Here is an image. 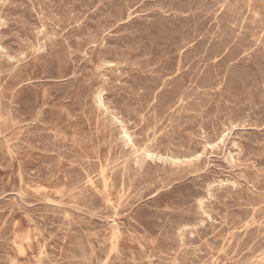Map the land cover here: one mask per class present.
Masks as SVG:
<instances>
[{
	"label": "rangeland",
	"instance_id": "1",
	"mask_svg": "<svg viewBox=\"0 0 264 264\" xmlns=\"http://www.w3.org/2000/svg\"><path fill=\"white\" fill-rule=\"evenodd\" d=\"M71 1H73V3H71ZM89 1L77 0L76 2V0H52L51 2V0H0V143L2 142L0 144V220H2L0 221V264H41V262L42 264H90V262L91 264H263L264 0ZM240 2L242 5H240ZM70 3L72 5H70ZM167 3L169 5H167ZM184 5L187 6L185 7ZM104 6H106V11L105 8H103ZM240 8L244 9L241 10ZM232 12L235 13L232 14ZM236 15L239 16L237 17ZM79 18H81V20ZM132 21L134 22L132 23ZM60 26L62 28H60ZM178 26L181 28H178ZM139 30L144 32H142V36L140 35L141 33ZM173 31L174 35H172ZM255 37L258 39L255 40ZM132 38L133 40H131ZM104 40H106V43ZM141 41L143 43H141ZM22 43L24 44L22 45ZM39 47L41 49H39ZM125 48H128V52ZM31 49H33V51H31ZM166 54L168 56H165ZM127 55L129 56L127 57ZM112 56H114V58H112ZM149 56L151 57L149 58ZM185 57L188 59L186 60ZM143 58L144 60H142ZM90 61L91 63H89ZM99 61L101 63H99ZM116 61L118 62L116 63ZM149 68L152 69L150 70ZM111 69L112 71H110ZM147 69L149 71H147ZM84 70L86 73H84ZM55 71L57 73H54ZM154 78L155 80H153ZM152 81L153 83H151ZM143 84L147 86L144 87ZM6 85L8 86L7 88ZM112 85L115 88L112 87ZM208 86L213 90L209 89ZM248 86L250 88L252 87V90H256L252 92ZM146 89L149 90L147 91ZM202 89L203 91H200ZM28 92L31 94H28ZM108 92H110V94ZM179 93L182 94L180 95ZM147 94L148 96H146ZM28 98L29 100H27ZM205 98L206 101H204ZM89 100L91 102H89ZM106 101L109 104L105 103ZM36 102L38 103L36 105L37 108H35L34 105ZM246 110L247 113H245ZM127 115H129V117ZM185 117L187 118L185 119ZM226 118L228 119L226 120ZM180 119L181 122L178 121ZM228 123L230 125H228ZM3 124L5 125L3 126ZM88 124L91 125L89 126ZM167 127L169 129H167ZM29 128H32L35 131H31L32 129L30 130ZM55 131L57 133H54ZM208 131L210 133H207ZM128 136H130L131 139ZM160 136H162V138H160ZM82 140H84V142ZM190 147L191 149H189ZM184 148L190 155L185 152ZM147 151L149 153H147ZM171 152L174 153L175 156ZM10 154L12 156H10ZM260 156L261 158H259ZM207 158H209V160ZM1 162L3 164H1ZM91 164L93 167H91ZM132 165H134L135 168ZM93 168H96L97 170H94ZM113 168H115V170ZM121 173H123V175ZM248 178L253 179L250 180ZM13 179L15 180L14 182ZM111 183L113 186L110 185ZM10 187L12 189H10ZM124 195L127 198H125ZM170 195H172V198ZM163 196H165L164 200L166 202L162 199ZM167 196L169 197L168 200H166V198H168ZM248 199L251 200L249 201ZM245 202L248 204L250 202V204H245ZM94 203H96V205ZM255 203L257 205H255ZM35 209L37 211H35ZM88 209L90 210L88 211ZM141 211L145 212L148 216ZM238 211L240 212L238 213ZM73 213L75 215L77 214V216L75 217ZM139 216L142 218H138ZM38 218H40V220H38ZM42 218L45 219L43 220ZM177 219L181 221L179 222ZM80 221L83 224H81ZM32 222H34V224ZM49 222L50 224H48ZM96 226L97 228H95ZM55 229L56 233L54 232ZM4 233L7 234L3 235ZM83 234L84 237L81 236ZM228 234L230 235L228 236ZM5 236L6 238L4 239ZM158 239L159 241H157ZM228 240L230 242H228ZM82 241L86 243H83ZM72 245L78 247L76 248ZM166 246L167 249L170 248L167 250ZM81 251H84L85 253ZM4 252L5 254H3ZM114 253L119 255L117 256Z\"/></svg>",
	"mask_w": 264,
	"mask_h": 264
},
{
	"label": "bare ground",
	"instance_id": "2",
	"mask_svg": "<svg viewBox=\"0 0 264 264\" xmlns=\"http://www.w3.org/2000/svg\"><path fill=\"white\" fill-rule=\"evenodd\" d=\"M28 1H29V0H28ZM32 1H33V0H32ZM88 1H89V0H88ZM146 1H147V0H146ZM231 1H232V0H231ZM235 1H236V0H235ZM245 1H246V0H245ZM9 2H10V1H9ZM51 2H52V0H51ZM76 2H77V0H76ZM89 2H90V1H89ZM130 2H131V0H130ZM203 2H204V1H203ZM237 2H238V1H237ZM17 3H18V2H17ZM30 3H31V2H30ZM53 3H54V2H53ZM53 3H52V4H53ZM71 3H73V1H71ZM71 3H70V5H72ZM105 3H106V2H105ZM160 3H161V2H160ZM175 3H176V2H175ZM178 3H179V2H178ZM192 3H193V1H192ZM196 3H197V2H196ZM199 3H200V2H199ZM240 3H241V2H240ZM50 4H51V3H50ZM106 4H107V3H106ZM106 4H105V5H106ZM130 4H131V3H130ZM179 4H180V3H179ZM185 4H186V3H185ZM218 4H219V3H218ZM244 4H245V3H244ZM263 4H264V3H263ZM39 5H40V4H39ZM57 5H58V4H57ZM76 5H77V4H76ZM167 5H169V4L167 3ZM234 5H235V4H234ZM240 5H242V3H241ZM20 6H21V5H20ZM46 6H47V5H46ZM78 6H79V5H78ZM170 6H171V5H170ZM170 6H169V7H170ZM184 6L186 7L187 5H184ZM191 6H192V5H191ZM194 6H195V4H194ZM217 6H218V5H217ZM229 6H230V5H229ZM7 7H10V6H7ZM7 7H6V8H7ZM15 7H16V6H15ZM21 7H22V6H21ZM43 7H44V6H43ZM105 7H106V6H104L103 8H105ZM12 8H13V7H12ZM55 8H56V7H55ZM64 8H65V7H64ZM70 8H71V7H70ZM167 8H168V7H167ZM174 8H175V7H174ZM201 8H202V7H201ZM224 8H225V7H224ZM27 9H29V8H27ZM42 9H43V8H42ZM77 9H78V8H77ZM185 9H186V8H185ZM240 9H241V8H240ZM240 9H239V10H240ZM242 9H244V8H242ZM242 9H241V10H242ZM250 9H251V8H250ZM30 10H31V9H30ZM49 10H51V9H49ZM54 10H55V9H54ZM58 10H59V9H58ZM58 10H57V11H58ZM83 10H84V9H83ZM93 10H94V9H93ZM113 10H114V9H113ZM160 10H161V9H160ZM160 10H159V11H160ZM192 10H193V9H192ZM195 10H196V9H195ZM204 10H205V9H204ZM227 10H228V9H227ZM227 10H226V11H227ZM252 10H255V9H252ZM4 11H5V10H4ZM10 11H12V10H10ZM64 11H65V10H64ZM105 11H106V8H105ZM105 11H104V13H105ZM129 11H130V10H129ZM172 11H173V10H172ZM186 11H187V10H186ZM213 11H214V10H213ZM237 11H238V10H237ZM245 11H246V9H245ZM249 11H250V10H249ZM249 11H248V12H249ZM42 12H43V11H42ZM90 12H91V11H90ZM107 12H108V11H107ZM117 12H118V11H117ZM184 12H185V11H184ZM205 12H206V11H205ZM7 13H8V12H7ZM19 13H20V12H19ZM83 13H84V12H83ZM129 13H130V12H129ZM154 13H155V12H154ZM164 13H165V11H164ZM207 13H209V12H207ZM234 13H235V12H234ZM234 13L232 12V14H234ZM48 14H49V13H48ZM62 14H63V13H62ZM116 14H117V13H116ZM196 14H197V12H196ZM203 14H204V13H203ZM232 14H231V15H232ZM13 15H14V14H13ZM36 15H37V14H36ZM39 15H41V14H39ZM63 15H64V14H63ZM120 15H121V14H120ZM134 15H135V13H134ZM154 15H156V14H154ZM161 15H162V13H161ZM214 15H215V14H214ZM216 15H217V14H216ZM248 15H249V14H248ZM251 15H252V13H251ZM4 16H5V15H4ZM43 16H44V15H43ZM60 16H61V15H60ZM86 16H87V15H86ZM86 16H84V17H86ZM100 16H101V15H100ZM182 16H183V15H182ZM187 16H188V15H187ZM198 16H199V15H198ZM205 16H206V15H205ZM208 16H210V15H208ZM236 16H237V15H236ZM238 16H239V15H238ZM238 16H237V17H238ZM243 16H244V15H243ZM256 16H257V15H256ZM8 17H9V16H8ZM17 17H18V16H17ZM19 17H20V16H19ZM61 17H62V16H61ZM158 17H159V14H158ZM244 17H245V16H244ZM251 17H252V16H251ZM251 17H250V18H251ZM260 17H261V16H260ZM0 18H1V17H0ZM2 18H3V17H2ZM41 18H42V17H41ZM97 18H98V16H97ZM99 18H100V17H99ZM151 18H152V17H151ZM160 18H161V17H160ZM205 18H206V17H205ZM210 18H211V17H210ZM215 18H216V17H215ZM261 18H262V17H261ZM42 19H43V18H42ZM47 19H48V18H47ZM49 19H50V18H49ZM79 19L81 20V18H79ZM164 19H165V18H164ZM166 19H167V18H166ZM181 19H182V17H181ZM211 19H212V18H211ZM58 20H59V19H58ZM76 20H77V19H76ZM76 20H75V21H76ZM86 20H87V19H86ZM93 20H94V19H93ZM99 20H100V19H99ZM201 20H202V19H201ZM201 20H200V22H201ZM32 21H33V20H32ZM43 21H44V20H43ZM46 21H47V20H46ZM62 21H63V20H62ZM103 21H104V20H103ZM134 21H135V20H134ZM134 21H132V23H133ZM179 21H181V20H179ZM191 21H192V20H191ZM203 21H204V19H203ZM212 21H213V20H212ZM244 21H245V20H244ZM0 22H1V21H0ZM54 22H55V21H54ZM60 22H61V21H60ZM90 22H91V21H90ZM142 22H143V20H142ZM144 22H145V21H144ZM181 22H182V21H181ZM198 22H199V21H198ZM206 22H207V21H206ZM14 23H15V21H14ZM52 23H53V22H52ZM61 23H62V22H61ZM130 23H131V22H130ZM138 23H139V22H138ZM150 23H152V22H150ZM153 23H154V21H153ZM156 23H157V22H156ZM156 23H155V24H156ZM177 23H178V21H177ZM208 23H209V22H208ZM242 23H243V21H242ZM242 23H241V24H242ZM22 24H23V23H22ZM22 24H21V25H22ZM84 24H85V23H84ZM125 24H126V23H125ZM128 24H129V23H128ZM142 24H143V23H142ZM147 24H149V23H147ZM187 24H188V23H187ZM190 24H191V22H190ZM223 24H224V23H223ZM12 25H13V24H12ZM23 25H24V24H23ZM28 25H29V24H28ZM28 25H27V26H28ZM72 25H73V24H72ZM122 25H123V24H122ZM122 25H121V26H122ZM149 25H150V24H149ZM112 26H113V25H112ZM128 26H130V25H128ZM152 26H153V25H152ZM183 26H184V25H183ZM193 26H194V25H193ZM219 26H220V25H219ZM219 26H218V28H219ZM42 27H43V26H42ZM53 27H54V26H53ZM70 27H71V25H70ZM74 27H75V26H74ZM76 27H77V25H76ZM122 27H123V26H122ZM122 27H120V28H122ZM130 27H131V26H130ZM130 27H129V28H130ZM135 27H136V26H135ZM174 27H175V26H174ZM179 27H180V26H178V28H179ZM60 28H62V27L60 26ZM93 28H94V27H93ZM124 28H125V27H124ZM133 28H134V27H133ZM144 28H145V27H144ZM144 28H143V29H144ZM153 28H154V26H153ZM169 28H170V27H169ZM169 28H168V29H169ZM176 28H177V27H176ZM180 28H181V27H180ZM228 28H229V27H228ZM16 29H17V28H16ZM83 29H84V27H83ZM138 29H139V28H138ZM145 29H147V28H145ZM148 29H149V28H148ZM172 29H173V28H172ZM183 29H184V28H183ZM185 29H186V28H185ZM235 29H236V28H235ZM1 30H2V29H1ZM9 30H10V29H9ZM9 30H8V31H9ZM69 30H70V29H69ZM79 30H80V29H79ZM154 30H155V29H154ZM243 30H244V29H243ZM3 31H6V30H3ZM34 31H35V30H34ZM34 31H33V32H34ZM40 31H41V30H40ZM85 31H86V30H85ZM134 31H135V30H134ZM168 31H169V30H168ZM260 31H261V30H260ZM27 32H28V31H27ZM71 32H74V31H71ZM120 32H121V31H120ZM123 32H124V30H123ZM139 32L141 33L140 35L142 36V32H143V31L141 32V31L139 30ZM149 32H150V31H149ZM166 32H167V31H166ZM236 32H237V31H236ZM65 33H66V32H65ZM127 33H128V32H127ZM137 33H138V31H137ZM143 33H144V32H143ZM173 33H174V31L172 32V35H174ZM85 34H86V33H85ZM90 34H91V33H90ZM154 34H155V33H154ZM168 34H169V33H168ZM176 34H177V33H176ZM184 34H185V33H184ZM48 35H49V34H48ZM60 35H61V34H60ZM122 35H123V34H122ZM129 35H130V34H129ZM156 35H157V34H156ZM182 35H183V34H182ZM0 36H1V35H0ZM77 36H78V35H77ZM108 36H109V34H108ZM130 36H131V35H130ZM166 36H167V35H166ZM169 36H170V35H169ZM175 36H176V35H175ZM201 36H202V35H201ZM207 36H208V35H207ZM212 36H213V35H212ZM32 37H33V36H32ZM34 37H35V36H34ZM56 37H57V36H56ZM126 37H127V36H126ZM145 37H146V36H145ZM179 37H180V36H179ZM261 37H262V36H261ZM261 37H260V38H261ZM69 38H70V36H69ZM106 38H107V37H106ZM110 38H111V37H110ZM110 38H109V40H110ZM123 38H124V37H123ZM174 38H175V37H174ZM199 38H200V36H199ZM221 38H222V37H221ZM1 39H3V38H1ZM5 39H6V38H5ZM33 39H34V38H33ZM56 39H57V38H56ZM77 39H78V38H77ZM98 39H99V38H98ZM126 39H127V38H126ZM138 39H139V38H138ZM138 39H137V40H138ZM146 39H147V37H146ZM164 39H165V38H164ZM179 39H180V38H179ZM183 39H184V38H183ZM257 39H258V38H257ZM257 39H256V37H255V40H257ZM28 40H29V39H28ZM68 40H69V39H68ZM87 40H88V38H87ZM109 40H108V41H109ZM123 40H124V39H123ZM123 40H122V41H123ZM131 40H133V38H132ZM135 40H136V39H135ZM135 40H134V41H135ZM142 40H144V39H142ZM197 40H198V39H197ZM201 40H202V39H201ZM54 41H55V40H54ZM54 41H53V42H54ZM80 41H81V40H80ZM90 41H91V40H90ZM96 41H97V40H96ZM105 41H106V40H104V42H105ZM110 41H111V40H110ZM115 41H116V39H115ZM145 41H146V40H145ZM145 41H144V42H145ZM151 41H152V40H151ZM162 41H163V40H162ZM184 41H185V40H184ZM187 41H188V40H187ZM259 41H260V40H259ZM9 42H10V41H9ZM69 42H70V41H69ZM78 42H79V41H78ZM117 42H118V41H117ZM123 42H124V41H123ZM152 42H153V41H152ZM177 42H178V40H177ZM196 42H197V41H196ZM210 42H211V41H210ZM256 42H257V41H256ZM105 43H106V42H105ZM118 43H119V42H118ZM125 43H126V42H125ZM141 43H143V42L141 41ZM182 43H183V42H182ZM192 43H193V42H192ZM208 43H209V42H208ZM23 44H24V43H22V45H23ZM73 44H74V43H73ZM78 44H79V43H78ZM80 44H81V43H80ZM112 44H113V43H112ZM122 44H123V43H122ZM134 44H135V43H134ZM137 44H138V43H137ZM148 44H149V43H148ZM148 44H147V45H148ZM166 44H167V43H166ZM173 44H174V43H173ZM180 44H181V43H180ZM198 44H199V43H198ZM198 44H197V45H198ZM256 44H257V43H256ZM0 45H1V44H0ZM6 45H7V43H6ZM102 45H103V43H102ZM108 45H109V44H108ZM125 45H126V44H125ZM153 45H154V44H153ZM263 45H264V44H263ZM28 46H29V45H28ZM38 46H39V45H38ZM120 46H121V45H120ZM120 46H119V47H120ZM134 46H136V45H134ZM140 46H141V45H140ZM32 47H33V46H32ZM40 47H42V46H40ZM40 47H39V49H41ZM73 47H76V46H73ZM94 47H95V46H94ZM136 47H137V46H136ZM241 47H242V46H241ZM256 47H257V46H256ZM260 47H261V46H260ZM33 48H34V47H33ZM67 48H68V46H67ZM79 48H80V46H79ZM79 48H78V49H79ZM102 48H103V46H102ZM140 48H141V47H140ZM155 48H156V47H155ZM157 48H158V47H157ZM159 48H160V47H159ZM23 49H24V48H23ZM47 49H49V48H47ZM73 49H74V48H73ZM76 49H77V48H76ZM118 49H120V48H118ZM125 49H126V48H125ZM146 49H147V48H146ZM190 49H191V48H190ZM197 49H198V48H197ZM243 49H244V48H243ZM254 49H255V48H254ZM69 50H70V48H69ZM100 50H101V49H100ZM122 50H123V49H122ZM127 50H128V48L126 49V51H127ZM137 50L139 51L138 48H137ZM154 50H155V49H154ZM168 50H169V49H168ZM191 50H192V49H191ZM204 50H205V49H204ZM225 50H226V49H225ZM262 50H263V49H262ZM3 51H4V50H3ZM31 51H33V49H31ZM42 51H43V50H42ZM48 51H49V50H48ZM56 51H57V50H56ZM74 51H75V50H74ZM77 51H78V50H77ZM77 51H76V52H77ZM79 51H80V50H79ZM109 51H110V50H109ZM124 51H125V50H124ZM135 51H136V50H135ZM141 51H142V50H141ZM163 51H164V50H163ZM177 51H178V50H177ZM189 51H190V50H189ZM250 51H252V50H250ZM50 52H51V51H50ZM84 52H85V51H84ZM88 52H89V51H88ZM105 52H106V50H105ZM112 52H113V51H112ZM127 52H128V51H127ZM132 52H133V48H132ZM161 52H162V51H161ZM179 52H180V51H179ZM261 52H262V51H261ZM41 53H42V52H41ZM69 53H70V52H69ZM93 53H94V52H93ZM113 53H114V52H113ZM145 53H146V52H145ZM151 53H152V51H151ZM246 53H247V52H246ZM28 54H29V53H28ZM37 54H38V53H37ZM79 54H80V53H79ZM82 54H83V53H82ZM85 54H86V53H85ZM94 54H95V53H94ZM141 54H142V53H141ZM143 54H144V53H143ZM157 54H158V53H157ZM177 54H179V53H177ZM107 55H108V54H107ZM131 55H132V54H131ZM149 55H150V54H149ZM169 55H171V54H169ZM217 55H218V54H217ZM263 55H264V54H263ZM5 56H6V55H5ZM20 56H21V55H20ZM99 56H100V55H99ZM124 56H125V55H124ZM124 56H123V57H124ZM128 56H129V55H127V57H128ZM165 56H168V55L166 54ZM200 56H201V55H200ZM202 56H203V55H202ZM40 57H41V56H40ZM40 57H39V58H40ZM87 57H88V56H87ZM138 57H139V56H138ZM150 57H151V56H149V58H150ZM220 57H221V56H220ZM247 57H248V56H247ZM249 57H250V56H249ZM0 58H1V57H0ZM6 58H7V56H6ZM9 58H10V57H9ZM16 58H18V57H16ZM79 58H80V57H79ZM97 58H98V57H97ZM105 58H107V57H105ZM112 58H114V56H112ZM120 58H121V57H120ZM120 58H119V59H120ZM132 58H133V57H132ZM145 58H147V57H145ZM155 58H156V57H155ZM157 58H159V57H157ZM179 58H180V56H179ZM185 58H186V57H185ZM195 58H196V56H195ZM31 59H32V58H31ZM34 59H35V57H34ZM109 59H110V57H109ZM130 59H131V58H130ZM140 59H141V58H140ZM187 59H188V58H186V60H187ZM191 59H192V58H191ZM55 60H56V59H55ZM117 60H118V59H117ZM127 60H128V58H127ZM127 60H126V62H127ZM136 60H137V59H136ZM136 60H133V61H136ZM142 60H144V58H143ZM152 60H153V59H152ZM173 60H174V59H173ZM182 60H183V59H182ZM186 60H185V61H186ZM213 60H214V59H213ZM213 60H211V61H213ZM215 60H216V59H215ZM250 60H251V59H250ZM23 61H24V60H23ZM43 61H44V59H43ZM72 61H73V60H72ZM91 61H92V60H91ZM91 61H90L89 63H91ZM118 61H119V60H118ZM118 61H116V63H117ZM123 61H124V60H123ZM123 61H122V62H123ZM138 61H139V60H138ZM159 61H160V60H159ZM202 61H203V60H202ZM238 61H239V60H238ZM8 62H9V60H8ZM36 62H37V61H36ZM84 62H85V61H84ZM140 62H141V61H140ZM160 62H161V61H160ZM175 62H176V61H175ZM175 62H174V63H175ZM191 62H192V61H191ZM228 62H229V61H228ZM228 62H227V63H228ZM257 62H258V61H257ZM262 62H263V60H262ZM24 63H25V62H24ZM37 63H39V62H37ZM54 63H55V62H54ZM74 63H75V62H74ZM99 63H101V62L99 61ZM129 63H130V62H129ZM133 63H134V62H133ZM138 63H139V62H138ZM162 63H163V62H162ZM162 63H161V64H162ZM169 63H170V62H169ZM178 63H179V62H178ZM197 63H198V62H197ZM203 63H204V62H203ZM259 63H260V62H259ZM40 64H41V63H40ZM49 64H50V63H49ZM71 64H72V63H71ZM103 64H104V63H103ZM107 64H108V63H107ZM107 64H106V65H107ZM111 64H112V63H111ZM113 64H114V63H113ZM119 64H120V63H119ZM151 64H152V63H151ZM156 64H157V63H156ZM156 64H155V65H156ZM161 64H160V65H161ZM261 64H262V63H261ZM34 65H35V64H34ZM91 65H92V64H91ZM97 65H98V64H97ZM100 65H101V64H100ZM104 65H105V64H104ZM120 65H121V64H120ZM136 65H137V64H136ZM146 65H147V64H146ZM181 65H182V64H181ZM181 65H180V66H181ZM252 65H253V64H252ZM257 65H258V64H257ZM53 66H54V65H53ZM60 66H61V65H60ZM79 66H80V65H79ZM101 66H102V65H101ZM101 66H100V67H101ZM161 66H162V65H161ZM168 66H169V65H168ZM184 66H185V65H184ZM192 66H193V65H192ZM43 67H44V65H43ZM43 67H42V69H43ZM118 67H119V66H118ZM127 67H128V66H127ZM177 67H178V66H177ZM242 67H243V65H242ZM27 68H28V67H27ZM51 68H52V67H51ZM70 68H71V67H70ZM94 68H96V67H94ZM115 68H116V67H115ZM132 68H133V67H132ZM139 68H140V66H139ZM159 68H161V67H159ZM174 68H175V67H174ZM215 68H216V67H215ZM221 68H222V67H221ZM226 68H227V67H226ZM18 69H19V68H18ZM33 69H34V68H33ZM49 69H50V68H49ZM55 69H56V68H55ZM59 69H60V68H59ZM61 69H62V68H61ZM149 69H150V68H149ZM151 69H152V68H151ZM151 69H150V70H151ZM202 69H203V68H202ZM252 69H253V68H252ZM31 70H32V69H31ZM71 70H72V69H71ZM71 70H70V71H71ZM121 70H122V69H121ZM145 70H146V69H145ZM155 70H156V69H155ZM181 70H182V69H181ZM215 70H216V69H215ZM25 71H26V70H25ZM25 71H23V72H25ZM53 71H54V70H53ZM53 71H52V72H53ZM59 71H60V70H59ZM68 71H69V70H68ZM84 71H85V70H84ZM95 71H96V70H95ZM110 71H112V69H111ZM122 71H123V70H122ZM141 71H142V70H141ZM147 71H149V70L147 69ZM152 71H153V70H152ZM188 71H189V70H188ZM199 71H200V69H199ZM254 71H255V70H254ZM262 71H263V70H262ZM81 72H82V71H81ZM115 72H116V71H115ZM158 72H159V71H158ZM158 72H157V73H158ZM160 72H162V71H160ZM183 72H184V71H183ZM186 72H187V70H186ZM196 72H197V71H196ZM202 72H203V70H202ZM7 73H8V72H7ZM28 73H29V72H28ZM54 73H57V72L55 71ZM84 73H86V71H85ZM100 73H101V72H100ZM125 73H126V72H125ZM151 73H152V72H151ZM217 73H218V72H217ZM219 73H220V72H219ZM242 73H243V72H242ZM31 74H32V73H31ZM109 74H110V73H109ZM119 74H120V73H119ZM134 74H136V73H134ZM152 74H153V73H152ZM180 74H181V73H180ZM184 74H185V72H184ZM212 74H213V73H212ZM251 74H252V73H251ZM6 75H7V74H6ZM23 75H24V74H23ZM29 75H30V74H29ZM40 75H41V74H40ZM54 75H56V74H54ZM67 75H68V74H67ZM69 75H70V74H69ZM72 75H73V74H72ZM82 75H83V74H82ZM92 75H93V74H92ZM113 75H114V74H113ZM132 75H133V74H132ZM203 75H204V74H203ZM203 75H202V77H203ZM253 75H254V74H253ZM256 75H257V73H256ZM258 75H259V74H258ZM2 76H3V75H2ZM13 76H14V75H13ZM24 76H25V75H24ZM31 76H32V75H31ZM134 76H136V75H134ZM154 76H155V74H154ZM162 76H163V75H162ZM176 76H177V75H176ZM211 76H212V75H211ZM221 76H222V75H221ZM229 76H230V75H229ZM9 77H10V76H9ZM33 77H34V76H33ZM39 77H40V76H39ZM39 77H38V78H39ZM55 77H56V76H55ZM80 77H82V76H80ZM183 77H184V76H183ZM222 77H223V76H222ZM238 77H239V76H238ZM255 77H256V76H255ZM1 78H2V77H1ZM3 78H4V76H3ZM23 78H24V77H23ZM43 78H44V77H43ZM49 78H50V77H49ZM70 78H71V77H70ZM91 78H92V77H91ZM151 78H152V77H151ZM156 78H157V77H156ZM178 78H180V77H178ZM214 78H215V76H214ZM28 79H29V78H28ZM140 79H141V78H140ZM148 79H149V78H148ZM182 79H183V78H182ZM229 79H230V78H229ZM84 80H85V79H84ZM153 80H155V78H154ZM175 80H176V79H175ZM180 80H181V79H180ZM202 80H204V79H202ZM205 80H206V79H205ZM212 80H213V79H212ZM219 80H220V78H219ZM225 80H226V79H225ZM225 80H224V81H225ZM65 81H66V80H65ZM85 81H86V80H85ZM150 81H151V79H150ZM156 81H157V80H156ZM206 81H207V80H206ZM261 81H262V79H261ZM2 82H3V81H2ZM49 82H50V81H49ZM55 82H56V81H55ZM125 82H126V81H125ZM139 82H140V81H139ZM209 82H210V81H209ZM209 82H208V83H209ZM98 83H99V82H98ZM100 83H101V82H100ZM146 83H147V82H146ZM151 83H153V81H152ZM175 83H176V81H175ZM181 83H182V82H181ZM203 83H204V82H203ZM5 84H6V83H5ZM17 84H18V83H17ZM71 84H72V83H71ZM83 84H85V83H83ZM148 84H149V83H148ZM166 84H167V83H166ZM173 84H174V83H173ZM182 84H183V83H182ZM191 84H192V83H191ZM246 84H247V83H246ZM248 84H249V83H248ZM251 84H252V83H251ZM0 85H1V84H0ZM10 85H11V84H10ZM10 85H9V86H10ZM56 85H57V84H56ZM67 85H68V84H67ZM91 85H92V84H91ZM103 85H104V84H103ZM109 85H110V84H109ZM109 85H108V86H109ZM143 85H144V84H143ZM164 85H165V84H164ZM201 85H202V84H201ZM253 85H254V84H253ZM262 85H263V84H262ZM4 86H5V85H4ZM4 86H3V87H4ZM101 86H102V85H101ZM110 86H111V85H110ZM132 86H133V85H132ZM137 86H138V85H137ZM140 86H141V85H140ZM145 86H147V85H144V87H145ZM169 86H170V85H169ZM181 86H182V85H181ZM202 86H203V85H202ZM229 86H230V84H229ZM238 86H239V85H238ZM0 87H1V86H0ZM7 87H8V86L6 85V88H7ZM41 87H42V86H41ZM85 87H86V86H85ZM112 87H114V86L112 85ZM122 87H123V86H122ZM135 87H136V86H135ZM135 87H134V88H135ZM170 87H171V86H170ZM196 87H197V86H196ZM240 87H241V86H240ZM248 87H249V86H248ZM259 87H260V86H259ZM259 87H258V88H259ZM29 88H30V87H29ZM64 88H65V87H64ZM94 88H95V87H94ZM114 88H115V87H114ZM116 88H117V87H116ZM118 88H119V87H118ZM201 88H202V87H201ZM205 88H206V87H205ZM208 88H209V86H208ZM222 88H224V87H222ZM246 88H247V86H246ZM249 88H250V87H249ZM251 88H252V87H251ZM251 88H250V89H251ZM255 88H256V87H255ZM260 88H261V87H260ZM12 89H13V88H12ZM22 89H23V88H22ZM30 89H31V88H30ZM109 89H110V88H109ZM125 89H126V88H125ZM169 89H171V88H169ZM195 89H196V88H195ZM209 89H211V88H209ZM218 89H219V88H218ZM233 89H234V88H233ZM244 89H245V87H244ZM23 90H24V89H23ZM25 90H26V89H25ZM32 90H33V89H32ZM90 90H91V89H90ZM146 90H147V89H146ZM148 90H149V89H148ZM148 90H147V91H148ZM167 90H168V89H167ZM172 90H173V89H172ZM182 90H183V89H182ZM188 90H189V89H188ZM188 90H187V91H188ZM206 90H207V89H206ZM211 90H213V89H211ZM222 90H224V89H222ZM222 90H221V91H222ZM251 90H252V89H251ZM254 90H256V89H254ZM254 90H252V92H253ZM9 91H10V90H9ZM11 91H13V90H11ZM115 91H116V90H115ZM143 91H144V90H143ZM163 91H164V90H163ZM200 91H203V89L200 90ZM200 91H199V92H200ZM54 92H55V91H54ZM82 92H84V91H82ZM122 92H123V91H122ZM139 92H140V91H139ZM160 92H161V91H160ZM180 92H181V91H180ZM209 92H210V91H209ZM216 92H217V91H216ZM17 93H18V92H17ZM17 93H16V94H17ZM25 93H27V92H25ZM29 93H30V92H28V94H29ZM68 93H69V92H68ZM80 93H81V92H80ZM88 93H89V92H88ZM108 93L110 94V92H108ZM112 93H113V92H112ZM112 93H111V94H112ZM124 93H125V92H124ZM135 93H136V92H135ZM194 93H195V92H194ZM228 93H229V92H228ZM30 94H31V93H30ZM40 94H41V92H40ZM40 94H39V95H40ZM43 94H44V93H43ZM113 94H114V93H113ZM179 94H180V93H179ZM181 94H182V93H181ZM181 94H180V95H181ZM215 94H216V93H215ZM218 94H219V93H218ZM245 94H246V93H245ZM23 95H24V94H23ZM23 95H22V96H23ZM54 95H55V94H54ZM62 95H63V94H62ZM80 95H81V94H80ZM82 95H83V94H82ZM121 95H122V94H121ZM124 95H125V94H124ZM180 95H179V96H180ZM183 95H184V93H183ZM199 95H200V94H199ZM210 95H211V93H210ZM220 95H222V94H220ZM241 95H242V94H241ZM11 96H12V95H11ZM26 96H27V95H26ZM63 96H64V95H63ZM68 96H69V95H68ZM78 96H79V95H78ZM86 96H87V95H86ZM90 96H91V95H90ZM95 96H96V94H95ZM141 96H142V95H141ZM146 96H148V94H147ZM149 96H150V95H149ZM185 96H186V95H185ZM188 96H189V95H188ZM193 96H194V95H193ZM204 96H205V95H204ZM257 96H258V95H257ZM262 96H263V95H262ZM19 97H20V96H19ZM70 97H71V96H70ZM102 97H103V96H102ZM123 97H124V96H123ZM180 97H181V96H180ZM180 97H179V98H180ZM191 97H192V96H191ZM218 97H219V96H218ZM231 97H232V96H231ZM8 98H9V97H8ZM14 98H15V97H14ZM55 98H56V97H55ZM59 98H60V97H59ZM66 98H67V97H66ZM84 98H85V97H84ZM134 98H135V97H134ZM143 98H144V97H143ZM145 98H146V97H145ZM188 98H189V97H188ZM226 98H227V97H226ZM229 98H230V97H229ZM229 98H228V99H229ZM24 99H25V98H24ZM33 99H34V97H33ZM38 99H39V98H38ZM53 99H54V98H53ZM98 99H99V97H98ZM126 99H127V98H126ZM137 99H138V98H137ZM174 99H175V98H174ZM189 99H190V98H189ZM203 99H204V98H203ZM203 99H202V100H203ZM233 99H234V98H233ZM21 100H23V99H21ZM21 100H19V101H21ZM27 100H29V98H28ZM57 100H58V99H57ZM73 100H74V99H73ZM93 100H94V99H93ZM185 100H186V99H185ZM195 100H199V99H195ZM32 101H34V100H32ZM52 101H53V100H52ZM65 101H66V100H65ZM129 101H130V100H129ZM183 101H184V100H183ZM204 101H206V98H205ZM227 101H229V100H227ZM239 101H240V100H239ZM250 101H251V100H250ZM263 101H264V100H263ZM11 102H13V101H11ZM22 102H23V101H22ZM57 102H58V101H57ZM78 102H79V101H78ZM89 102H91V101L89 100ZM189 102H190V101H189ZM197 102H198V101H197ZM217 102H218V100H217ZM225 102H226V101H225ZM69 103H70V102H69ZM73 103H74V102H73ZM79 103H80V102H79ZM82 103H83V102H82ZM105 103H107V101H106ZM117 103H118V102H117ZM252 103H253V102H252ZM263 103H264V102H263ZM16 104H17V103H16ZM37 104H38L37 102H36V104H34V105H35V108H37V107H36ZM80 104H81V103H80ZM102 104H103V102H102ZM107 104H109V103H107ZM111 104H112V103H111ZM124 104H125V103H124ZM130 104H131V103H130ZM202 104H203V103H202ZM66 105H67V104H66ZM75 105H76V104H75ZM75 105H74V106H75ZM77 105H78V104H77ZM82 105H83V104H82ZM82 105H81V106H82ZM95 105H96V104H95ZM112 105H113V104H112ZM169 105H170V104H169ZM228 105H229V104H228ZM18 106H19V105H18ZM31 106H32V105H31ZM39 106H40V105H39ZM58 106H59V105H58ZM71 106H72V105H71ZM107 106H108V105H107ZM127 106H128V105H127ZM127 106H126V107H127ZM145 106H146V105H145ZM156 106H157V105H156ZM166 106H167V105H166ZM170 106H171V105H170ZM177 106H178V105H177ZM189 106H191V105H189ZM8 107H9V106H8ZM28 107H29V106H28ZM33 107H34V106H33ZM66 107H67V106H66ZM119 107H120V106H119ZM124 107H125V106H124ZM184 107H186V106H184ZM194 107H195V106H194ZM231 107H233V106H231ZM231 107H230V108H231ZM68 108H69V107H68ZM110 108H111V107H110ZM129 108H130V107H129ZM153 108H154V107H153ZM170 108H171V107H170ZM175 108H176V107H175ZM15 109H16V108H15ZM61 109H62V108H61ZM114 109H116V108H114ZM118 109H119V108H118ZM141 109H143V108H141ZM164 109H165V108H164ZM168 109H169V108H168ZM176 109H177V108H176ZM195 109H196V108H195ZM201 109H202V108H201ZM252 109H253V108H252ZM19 110H20V109H19ZM23 110H24V109H23ZM51 110H52V107H51ZM59 110H60V109H59ZM74 110H75V109H74ZM84 110H85V109H84ZM89 110H90V109H89ZM97 110H98V109H97ZM123 110H124V109H123ZM153 110H154V109H153ZM177 110H178V109H177ZM182 110H183V109H182ZM187 110H188V109H187ZM191 110H192V109H191ZM232 110H233V109H232ZM243 110H244V109H243ZM28 111H29V110H28ZM54 111H56V110H54ZM67 111H68V110H67ZM90 111H91V110H90ZM139 111H140V108H139ZM180 111H181V110H180ZM200 111H201V110H200ZM240 111H241V110H240ZM251 111H252V110H251ZM251 111H250V112H251ZM41 112H42V111H41ZM51 112H52V111H51ZM74 112H75V111H74ZM84 112H85V111H84ZM118 112H119V110H118ZM124 112H125V111H124ZM136 112H137V111H136ZM149 112H150V111H149ZM178 112H179V111H178ZM186 112H187V111H186ZM193 112H194V111H193ZM14 113H15V112H14ZM21 113H23V112H21ZM29 113H31V112H29ZM64 113H65V112H64ZM67 113H68V112H67ZM72 113H73V112H72ZM88 113H89V112H88ZM90 113H91V112H90ZM94 113H95V112H94ZM100 113H101V112H100ZM115 113H116V112H115ZM184 113H185V111H184ZM189 113H190V112H189ZM197 113H198V112H197ZM245 113H247V110H246ZM23 114H24V113H23ZM40 114H41V113H40ZM75 114H76V113H75ZM77 114H78V113H77ZM96 114H97V113H96ZM104 114H105V113H104ZM137 114H138V113H137ZM224 114H225V113H224ZM260 114H261V113H260ZM17 115H18V114H17ZM55 115H56V114H55ZM81 115H82V114H81ZM81 115H80V116H81ZM134 115H136V114H134ZM190 115H191V114H190ZM233 115H234V114H233ZM233 115H231V116H233ZM246 115H247V114H246ZM250 115H251V114H250ZM56 116H57V115H56ZM59 116H60V115H59ZM127 116L129 117V115H127ZM172 116H173V115H172ZM182 116H183V114H182ZM188 116H189V115H188ZM213 116H214V115H213ZM223 116H224V115H223ZM253 116H254V115H253ZM2 117H3V116H2ZM73 117H74V116H73ZM82 117H83V116H82ZM130 117H131V115H130ZM153 117H154V116H153ZM159 117H160V116H159ZM169 117H170V116H169ZM179 117H180V116H179ZM192 117H193V116H192ZM198 117H199V116H198ZM218 117H219V116H218ZM221 117H222V116H221ZM245 117H246V116H245ZM13 118H14V117H13ZM17 118H19V117H17ZM58 118H59V117H58ZM63 118H64V116H63ZM65 118H66V117H65ZM135 118H136V117H135ZM186 118H187V117H185V119H186ZM229 118H230V117H229ZM9 119H10V118H9ZM53 119H54V118H53ZM60 119H61V118H60ZM121 119H122V117H121ZM129 119H130V118H129ZM131 119H132V118H131ZM182 119H183V118H182ZM227 119H228V118H226V120H227ZM230 119H231V118H230ZM237 119H238V118H237ZM245 119H247V118H245ZM255 119H256V118H255ZM258 119H259V118H258ZM260 119H261V118H260ZM3 120H4V119H3ZM6 120H7V119H6ZM10 120H11V119H10ZM40 120H41V119H40ZM50 120H51V119H50ZM55 120H56V119H55ZM67 120H68V119H67ZM69 120H70V119H69ZM77 120H78V119H77ZM214 120H215V118H214ZM217 120H218V119H217ZM220 120H221V119H220ZM247 120H248V119H247ZM13 121H14V120H13ZM29 121H30V118H29ZM61 121H63V120H61ZM74 121H75V120H74ZM137 121H138V120H137ZM161 121H162V120H161ZM167 121H168V120H167ZM178 121L181 122V119L178 120ZM210 121H211V120H210ZM256 121H257V120H256ZM6 122H7V121H6ZM65 122H66V121H65ZM68 122H69V121H68ZM72 122H73V121H72ZM129 122H130V121H129ZM171 122H172V121H171ZM171 122H170V123H171ZM174 122H175V121H174ZM219 122H221V121H219ZM239 122H240V121H239ZM249 122H250V121H249ZM104 123H105V122H104ZM104 123H103V124H104ZM110 123H111V122H110ZM145 123H146V122H145ZM214 123H216V122H214ZM224 123H225V122H224ZM226 123H227V122H226ZM246 123H247V122H246ZM10 124H11V123H10ZM15 124H16V123H15ZM17 124H18V123H17ZM38 124H41V123H38ZM55 124H56V123H55ZM125 124H126V123H125ZM125 124H124V125H125ZM148 124H149V123H148ZM195 124H196V123H195ZM220 124H221V123H220ZM255 124H256V122H255ZM1 125H2V124H1ZM4 125H5V124H3V126H4ZM20 125H21V124H20ZM83 125H84V124H83ZM83 125H82V126H83ZM88 125H89V124H88ZM88 125H87V127H88ZM90 125H91V124H90ZM90 125H89V126H90ZM136 125H137V124H136ZM182 125H183V123H182ZM199 125H200V124H199ZM214 125H215V124H214ZM228 125H230V124L228 123ZM233 125H234V124H233ZM242 125H243V124H242ZM10 126H11V125H10ZM25 126H26V125H25ZM30 126H31V125H30ZM36 126H37V125H36ZM36 126H35V127H36ZM38 126H40V125H38ZM177 126H178V124H177ZM191 126H192V125H191ZM222 126H223V125H222ZM222 126H221V127H222ZM248 126H249V124H248ZM7 127H8V125H7ZM7 127H6V128H7ZM83 127H84V126H83ZM92 127H93V126H92ZM118 127H119V126H118ZM223 127H224V126H223ZM8 128H9V127H8ZM11 128H12V127H11ZM22 128H23V127H22ZM51 128H52V127H51ZM51 128H50V129H51ZM106 128H107V127H106ZM125 128H126V127H125ZM171 128H172V127H171ZM184 128H185V127H184ZM199 128H200V127H199ZM199 128H198V129H199ZM208 128H209V127H208ZM212 128H213V127H212ZM217 128H218V127H217ZM230 128H231V127H230ZM29 129H30V128H29ZM31 129H32V128H31ZM31 129H30V130H31ZM71 129H72V128H71ZM71 129H70V130H71ZM126 129H127V128H126ZM167 129H169V128L167 127ZM175 129H176V128H175ZM177 129H178V128H177ZM1 130H2V128H1ZM53 130H55V129H53ZM53 130H52V131H53ZM76 130H77V128H76ZM114 130H115V129H114ZM114 130H113V131H114ZM129 130H130V129H129ZM196 130H197V129H196ZM17 131H19V130H17ZM31 131H35V130L32 129ZM71 131H72V130H71ZM190 131H191V130H190ZM194 131H195V130H194ZM210 131H211V130H210ZM220 131H221V130H220ZM240 131H241V130H240ZM76 132H77V131H76ZM95 132H96V131H95ZM100 132H101V131H100ZM191 132H192V131H191ZM198 132H199V130H198ZM203 132H204V131H203ZM222 132H223V131H222ZM235 132H236V131H235ZM241 132H242V131H241ZM243 132H244V131H243ZM249 132H250V131H249ZM253 132H254V131H253ZM2 133H3V132H2ZM54 133H57V132L55 131ZM89 133H90V132H89ZM129 133H130V132H129ZM129 133H128V135H129ZM131 133H132V132H131ZM167 133H168V132H167ZM186 133H188V132H186ZM192 133H193V132H192ZM194 133H195V132H194ZM201 133H202V132H201ZM207 133H210V132L208 131ZM212 133H213V132H212ZM214 133H215V132H214ZM238 133H239V132H238ZM250 133H252V132H250ZM24 134H25V132H24ZM27 134H28V133H27ZM31 134H32V133H31ZM33 134H34V133H33ZM36 134H37V133H36ZM70 134H71V133H70ZM79 134H80V133H79ZM84 134H85V133H84ZM86 134H87V133H86ZM94 134H95V133H94ZM97 134H98V133H97ZM142 134H143V133H142ZM142 134H141V135H142ZM220 134H221V133H220ZM11 135H12V133H11ZM53 135H54V134H53ZM66 135H67V134H66ZM82 135H83V134H82ZM91 135H92V134H91ZM99 135H100V134H99ZM124 135H125V134H124ZM136 135H137V134H136ZM182 135H183V134H182ZM194 135H195V134H194ZM204 135H205V134H204ZM206 135H207V134H206ZM249 135H250V134H249ZM30 136H31V135H30ZM33 136H34V135H33ZM33 136H32V137H33ZM74 136H75V135H74ZM74 136H73V137H74ZM189 136H190V135H189ZM191 136H192V135H191ZM200 136H201V135H200ZM213 136H214V135H213ZM215 136H216V135H215ZM242 136H243V135H242ZM9 137H11V136H9ZM17 137H18V136H17ZM28 137H29V135H28ZM64 137H65V136H64ZM90 137H91V136H90ZM93 137H94V136H93ZM95 137H97V136H95ZM128 137L130 138V136H128ZM136 137H137V136H136ZM197 137H198V136H197ZM251 137H252V136H251ZM258 137H259V136H258ZM258 137H257V138H258ZM261 137H262V136H261ZM1 138H2V137H1ZM22 138H24V137H22ZM150 138H151V137H150ZM160 138H162V136H160ZM189 138H190V137H189ZM199 138H200V137H199ZM202 138H203V137H202ZM253 138H254V137H253ZM255 138H256V137H255ZM12 139H13V138H12ZM15 139H16V138H15ZM63 139H64V138H63ZM72 139H73V138H72ZM78 139H79V138H78ZM96 139H97V138H96ZM130 139H131V138H130ZM192 139H193V138H192ZM214 139H215V138H214ZM249 139H250V138H249ZM260 139H261V138H260ZM13 140H14V139H13ZM56 140H57V139H56ZM91 140H92V139H91ZM134 140H135V139H134ZM189 140H190V139H189ZM207 140H208V139H207ZM258 140H259V139H258ZM65 141H66V140H65ZM71 141H72V140H71ZM76 141H78V140H76ZM82 141L84 142V140H82ZM89 141H90V140H89ZM89 141H88V142H89ZM113 141H114V140H113ZM193 141H194V140H193ZM234 141H235V140H234ZM251 141H252V140H251ZM251 141H250V142H251ZM262 141H263V139H262ZM20 142H21V140H20ZM42 142H43V141H42ZM73 142H74V140H73ZM98 142H99V141H98ZM119 142H120V141H119ZM129 142H130V141H129ZM158 142H160V141H158ZM196 142H197V141H196ZM202 142H203V141H202ZM211 142H212V141H211ZM250 142H249V143H250ZM255 142H256V141H255ZM1 143H2V142H1ZM1 143H0V144H1ZM3 143H4V142H3ZM23 143H24V140H23ZM75 143H76V142H75ZM81 143H82V142H81ZM86 143H87V141H86ZM131 143H132V142H131ZM153 143H154V142H153ZM191 143H192V142H191ZM194 143H195V142H194ZM194 143H193V144H194ZM197 143H199V142H197ZM236 143H238V142H236ZM251 143H252V142H251ZM14 144H15V143H14ZM30 144H31V143H30ZM33 144H34V143H33ZM114 144H117V143H114ZM154 144H155V143H154ZM158 144H159V143H158ZM171 144H172V143H171ZM182 144H183V143H182ZM200 144H201V143H200ZM238 144H239V143H238ZM252 144H253V143H252ZM259 144H260V143H259ZM262 144H263V143H262ZM7 145H8V144H7ZM26 145H27V144H26ZM31 145H32V144H31ZM34 145H36V144H34ZM37 145H38V144H37ZM42 145H43V143H42ZM73 145H74V144H73ZM97 145H98V144H97ZM111 145H112V144H111ZM161 145H162V144H161ZM191 145H192V144H191ZM8 146H9V145H8ZM208 146H209V145H208ZM231 146H232V145H231ZM14 147H15V146H14ZM98 147H99V146H98ZM124 147H125V146H124ZM170 147H171V146H170ZM209 147H210V146H209ZM223 147H224V146H223ZM19 148H20V147H19ZM27 148H28V147H27ZM30 148H31V147H30ZM112 148H113V147H112ZM116 148H118V147H116ZM162 148H163V147H162ZM243 148H244V147H243ZM250 148H251V147H250ZM16 149H17V148H16ZM128 149H129V148H128ZM148 149H149V148H148ZM167 149H168V148H167ZM173 149H174V148H173ZM184 149H185V148H184ZM189 149H191V147H190ZM258 149H259V148H258ZM157 151H158V149H157ZM226 151H227V149H226ZM229 151H230V149H229ZM231 151H232V149H231ZM2 152H3V151H2ZM8 152H9V151H8ZM11 152H12V149H11ZM25 152H26V151H25ZM110 152H111V151H110ZM125 152H126V151H125ZM144 152H146V151H144ZM162 152H163V151H162ZM182 152H183V151H182ZM185 152H186V149H185ZM185 152H184V153H185ZM190 152H191V151H190ZM193 152H194V151H193ZM223 152H224V151H223ZM257 152H258V151H257ZM40 153H41V152H40ZM120 153H121V152H120ZM123 153H124V152H123ZM147 153H149V152L147 151ZM159 153H160V152H159ZM171 153H172V152H171ZM186 153H187V152H186ZM244 153H245V152H244ZM263 153H264V152H263ZM263 153H262V154H263ZM53 154H54V153H53ZM172 154H174V153H172ZM187 154H188V153H187ZM247 154H248V153H247ZM12 155H13V153H12ZM12 155L10 154V156H12ZM125 155H126V154H125ZM145 155H146V154H145ZM166 155H167V154H166ZM177 155H178V154H177ZM188 155H190V154H188ZM206 155H207V154H206ZM255 155H256V154H255ZM257 155H258V154H257ZM13 156H14V155H13ZM15 156H16V155H15ZM63 156H64V155H63ZM66 156H67V155H66ZM129 156H130V155H129ZM170 156H171V155H170ZM174 156H175V154H174ZM179 156H180V155H179ZM244 156H245V155H244ZM263 156H264V155H263ZM37 157H38V156H37ZM61 157H62V156H61ZM84 157H85V156H84ZM119 157H120V156H119ZM9 158H11V157H9ZM67 158H68V157H67ZM111 158H112V157H111ZM236 158H237V157H236ZM259 158H261V156H260ZM11 159H12V158H11ZM65 159H66V158H65ZM97 159H98V158H97ZM107 159H108V158H107ZM205 159H206V158H205ZM207 159L209 160V158H207ZM240 159H241V158H240ZM61 160H62V159H61ZM88 160H89V159H88ZM129 160H130V159H129ZM170 160H171V159H170ZM235 160H236V159H235ZM237 160H238V159H237ZM39 161H40V160H39ZM124 161H125V160H124ZM132 161H133V160H132ZM183 161H184V160H183ZM242 161H243V160H242ZM21 162H22V161H21ZM62 162H63V161H62ZM69 162H70V161H69ZM99 162H100V161H99ZM117 162H118V161H117ZM180 162H181V161H180ZM237 162H238V161H237ZM239 162H240V161H239ZM8 163H9V162H8ZM22 163H23V162H22ZM25 163H26V162H25ZM44 163H45V162H44ZM82 163H83V162H82ZM107 163H108V162H107ZM110 163L112 164L111 161H110ZM110 163H109V164H110ZM246 163H247V162H246ZM249 163H250V162H249ZM1 164H3V163L1 162ZM11 164H12V162H11ZM70 164H71V162H70ZM89 164H90V162H89ZM89 164H88V165H89ZM105 164H106V162H105ZM149 164H150V163H149ZM164 164H165V163H164ZM182 164H183V163H182ZM207 164H208V163H207ZM210 164H211V163H210ZM252 164H253V163H252ZM42 165H43V163H42ZM71 165H72V164H71ZM83 165H85V164H83ZM120 165H121V164H120ZM129 165H130V164H129ZM168 165H169V164H168ZM202 165H203V164H202ZM208 165H209V164H208ZM216 165H217V163H216ZM219 165H221V164H219ZM224 165H226V164H224ZM8 166H9V165H8ZM11 166H12V165H11ZM34 166H35V165H34ZM125 166H126V165H125ZM132 166L134 167V165H132ZM194 166H195V164H194ZM194 166H193V167H194ZM25 167H26V166H25ZM37 167H38V165H37ZM84 167H85V166H84ZM88 167H89V166H88ZM91 167H93L92 164H91ZM116 167H117V166H116ZM116 167H115V168H116ZM118 167H119V166H118ZM198 167H199V166H198ZM227 167H228V166H227ZM253 167H254V166H253ZM260 167H261V166H260ZM11 168H12V167H11ZM115 168H113V169L115 170ZM122 168H124V167H122ZM125 168H127V167H125ZM134 168H135V167H134ZM142 168H143V167H142ZM188 168H189V167H188ZM190 168H191V167H190ZM196 168H197V167H196ZM235 168H237V167H235ZM256 168H257V167H256ZM263 168H264V166H263ZM6 169H7V168H6ZM46 169H47V168H46ZM93 169H94V168H93ZM95 169H96V168H95ZM95 169H94V170H95ZM131 169H132V168H131ZM137 169H138V168H137ZM218 169H219V168H218ZM232 169H233V168H232ZM247 169H248V168H247ZM247 169H246V170H247ZM261 169H262V168H261ZM11 170H12V169H11ZM26 170H27V168H26ZM96 170H97V169H96ZM111 170H112V168H111ZM114 170H113V171H114ZM119 170H120V169H119ZM128 170H130V169H128ZM142 170H143V169H142ZM149 170H150V169H149ZM154 170H155V169H154ZM189 170H191V169H189ZM206 170H207V169H206ZM17 171H18V170H17ZM30 171H31V170H30ZM30 171H29V172H30ZM86 171H87V170H86ZM86 171H85V172H86ZM92 171H93V170H92ZM137 171H138V170H137ZM147 171H148V170H147ZM194 171H195V170H194ZM203 171H204V170H203ZM39 172H40V171H39ZM52 172H53V171H52ZM122 172H123V171H122ZM216 172H217V171H216ZM238 172H239V171H238ZM23 173H24V172H23ZM36 173H37V172H36ZM88 173H89V171H88ZM113 173H114V172H113ZM134 173H135V172H134ZM217 173H218V172H217ZM236 173H237V172H236ZM40 174H41V173H40ZM51 174H52V173H51ZM72 174H73V173H72ZM85 174H86V173H85ZM92 174H93V173H92ZM121 174L123 175V173H121ZM229 174H230V173H229ZM25 175H26V174H25ZM29 175H30V173H29ZM113 175H115V174H113ZM125 175H126V174H125ZM133 175H134V174H133ZM150 175H151V174H150ZM150 175H149V176H150ZM158 175H159V174H158ZM246 175H247V174H246ZM44 176H45V175H44ZM80 176H81V175H80ZM155 176H156V175H155ZM160 176H161V175H160ZM216 176H217V175H216ZM220 176H221V174H220ZM236 176H237V175H236ZM244 176H245V175H244ZM251 176H252V175H251ZM89 177H90V176H89ZM115 177H116V176H115ZM115 177H114V178H115ZM136 177H137V176H136ZM199 177H200V176H199ZM229 177H230V176H229ZM232 177H233V176H232ZM254 177H255V176H254ZM257 177H258V176H257ZM65 178H66V177H65ZM72 178H73V177H72ZM77 178H78V177H77ZM86 178H87V177H86ZM117 178H118V177H117ZM123 178H124V177H123ZM250 178H251V177H250ZM250 178H248V179H250ZM68 179H69V178H68ZM68 179H67V180H68ZM74 179H75V178H74ZM78 179H79V178H78ZM89 179H90V178H89ZM130 179H131V177H130ZM130 179H129V180H130ZM158 179H159V177H158ZM210 179H211V177H210ZM234 179H235V178H234ZM252 179H253V178H252ZM252 179H250V180H252ZM18 180H19V177H18ZM35 180H36V179H35ZM70 180H71V179H70ZM84 180H85V176H84ZM154 180H155V179H154ZM214 180H217V179H214ZM246 180H247V179H246ZM250 180H249V181H250ZM14 181H15V180L13 179V182H14ZM82 181H83V180H82ZM89 181H90V180H89ZM123 181H125V180H123ZM150 181H151V180H150ZM159 181H162V180H159ZM163 181H164V180H163ZM225 181H226V180H225ZM249 181H248V182H249ZM33 182H35V181H33ZM39 182H40V181H39ZM39 182H38V183H39ZM67 182H68V181H67ZM80 182H81V181H80ZM80 182H79V183H80ZM91 182H92V181H91ZM100 182H101V181H100ZM102 182H103V181H102ZM111 182H112V181H111ZM130 182H132V181H130ZM156 182H157V181H156ZM236 182H237V181H236ZM15 183H16V182H15ZM19 183H20V182H19ZM35 183H36V182H35ZM79 183H78V184H79ZM86 183H87V182H86ZM148 183H149V182H148ZM222 183H223V182H222ZM263 183H264V182H263ZM20 184H21V183H20ZM70 184H72V183H70ZM74 184H76V183H74ZM97 184H98V183H97ZM103 184H104V183H103ZM103 184H102V185H103ZM107 184H108V183H107ZM118 184H119V183H118ZM127 184H128V183H127ZM130 184H131V183H130ZM158 184H159V183H158ZM158 184H157V185H158ZM160 184H161V183H160ZM202 184H203V183H202ZM244 184H245V183H244ZM16 185H19V184H16ZM68 185H69V183H68ZM79 185H80V184H79ZM110 185H112V183H111ZM125 185H126V184H125ZM150 185H152V184H150ZM205 185H206V184H205ZM245 185H246V184H245ZM248 185H249V184H248ZM256 185H257V184H256ZM74 186H76V185H74ZM112 186H113V185H112ZM153 186H154V185H153ZM163 186H164V185H163ZM17 187H18V186H17ZM17 187H16V188H17ZM68 187H69V186H68ZM105 187H106V186H105ZM107 187H108V186H107ZM117 187H118V186H117ZM117 187H116V188H117ZM125 187H126V186H125ZM137 187H138V186H137ZM139 187H140V186H139ZM228 187H230V186H228ZM257 187H258V186H257ZM81 188H82V186H81ZM85 188H86V186H85ZM91 188H92V187H91ZM108 188H109V187H108ZM112 188H113V187H112ZM116 188H115V189H116ZM123 188H124V187H123ZM141 188H142V187H141ZM141 188H140V189H141ZM148 188H149V187H148ZM148 188H147V189H148ZM159 188H160V187H159ZM204 188H205V187H204ZM214 188H215V187H214ZM5 189H6V188H5ZM10 189H12V188L10 187ZM13 189H14V188H13ZM21 189H22V188H21ZM21 189H20V190H21ZM124 189H125V188H124ZM155 189H156V188H155ZM163 189H164V188H163ZM215 189H216V188H215ZM219 189H220V188H219ZM226 189H227V188H226ZM231 189H232V188H231ZM254 189H255V188H254ZM2 190H3V189H2ZM120 190H121V189H120ZM128 190H129V189H128ZM130 190H131V189H130ZM135 190H136V189H135ZM138 190H139V189H138ZM222 190H223V189H222ZM228 190H229V189H228ZM238 190H239V189H238ZM257 190H258V189H257ZM5 191H6V190H5ZM73 191H74V190H73ZM75 191H76V190H75ZM96 191H97V190H96ZM142 191H143V190H142ZM212 191H213V190H212ZM212 191H211V192H212ZM239 191H240V190H239ZM21 192H22V191H21ZM78 192H80V191H78ZM81 192H82V191H81ZM89 192H90V191H89ZM94 192H95V191H94ZM129 192H130V191H129ZM145 192H146V191H145ZM156 192H157V191H156ZM205 192H206V191H205ZM205 192H204V193H205ZM211 192H210V193H211ZM219 192H220V191H219ZM227 192H228V191H227ZM233 192H234V191H233ZM250 192H251V191H250ZM252 192H253V191H252ZM3 193H5V192H3ZM15 193H16V192H15ZM17 193H19V192H17ZM107 193H108V192H107ZM254 193H255V192H254ZM260 193H261V192H260ZM123 194H124V193H123ZM128 194H130V193H128ZM160 194H161V193H160ZM205 194H206V193H205ZM231 194H232V192H231ZM237 194H238V193H237ZM252 194H253V193H252ZM0 195H1V194H0ZM16 195H18V194H16ZM24 195H25V194H24ZM81 195H82V193H81ZM81 195H80V196H81ZM98 195H99V194H98ZM125 195H126V194H125ZM125 195H124V196H125ZM177 195H178V194H177ZM195 195H196V194H195ZM221 195H222V194H221ZM241 195H242V194H241ZM248 195H249V194H248ZM258 195H259V194H258ZM261 195H262V194H261ZM25 196H26V195H25ZM83 196H84V194H83ZM158 196H159V195H158ZM171 196H172V195H170V197H171ZM186 196H187V195H186ZM238 196H239V195H238ZM263 196H264V195H263ZM32 197H33V196H32ZM121 197H122V196H121ZM128 197H130V196H128ZM137 197H138V196H137ZM164 197H165V196L162 197L163 200H164ZM167 197H168V196H167ZM175 197H176V196H175ZM192 197H193V196H192ZM200 197H201V196H200ZM231 197H232V196H231ZM235 197H236V196H235ZM261 197H262V196H261ZM18 198H19V197H18ZM29 198H30V197H29ZM29 198H28V199H29ZM125 198H127V197L125 196ZM171 198H172V197H171ZM173 198H174V196H173ZM194 198H195V196H194ZM194 198H193V199H194ZM196 198H197V197H196ZM211 198H212V197H211ZM221 198H222V197H221ZM233 198H234V197H233ZM241 198H243V197H241ZM255 198H256V196H255ZM57 199H58V198H57ZM95 199H96V198H95ZM136 199H137V198H136ZM168 199H169V197L166 198V200H168ZM175 199H176V198H175ZM237 199H239V198H237ZM246 199H247V197H246ZM258 199H259V198H258ZM24 200H25V199H24ZM85 200H86V199H85ZM109 200H110V199H109ZM214 200H215V199H214ZM217 200H218V199H217ZM248 200H249V199H248ZM250 200H251V199H250ZM250 200H249V201H250ZM253 200H254V199H253ZM256 200H257V199H256ZM256 200H255V201H256ZM260 200H261V199H260ZM2 201H3V199H2ZM10 201H11V200H10ZM20 201H21V200H20ZM30 201H31V200H30ZM42 201H43V200H42ZM95 201H96V200H95ZM141 201H142V200H141ZM161 201H162V200H161ZM164 201H165V200H164ZM164 201H163V202H164ZM215 201H216V200H215ZM226 201H227V199H226ZM241 201H242V200H241ZM255 201H253V202H255ZM262 201H263V200H262ZM4 202H5V201H4ZM7 202H8V201H7ZM49 202H50V201H49ZM49 202H48V203H49ZM84 202H85V201H84ZM90 202H91V201H90ZM120 202H121V201H120ZM124 202H125V201H124ZM159 202H160V201H159ZM165 202H166V201H165ZM173 202H174V201H173ZM237 202H238V201H237ZM242 202H243V201H242ZM31 203H33V202H31ZM37 203H38V201H37ZM51 203H52V202H51ZM109 203H110V202H109ZM118 203H119V202H118ZM228 203H229V202H228ZM3 204H4V203H3ZM5 204H6V203H5ZM94 204L96 205V203H94ZM121 204H122V203H121ZM133 204H134V203H133ZM162 204H163V203H162ZM162 204H160V205H162ZM172 204H173V203H172ZM172 204H171V205H172ZM176 204H177V203H176ZM235 204H236V203H235ZM245 204H248V203L245 202ZM249 204H250V202H249ZM249 204H248V205H249ZM253 204H254V203H253ZM260 204H261V203H260ZM262 204H264V203H262ZM9 205H10V204H9ZM25 205H26V204H25ZM32 205H33V204H32ZM32 205H31V206H32ZM87 205H88V204H87ZM102 205H103V204H102ZM104 205H106V204H104ZM125 205H126V204H125ZM164 205H165V204H164ZM181 205H182V204H181ZM183 205H184V204H183ZM220 205H221V204H220ZM238 205H239V203H238ZM238 205H237V206H238ZM255 205H257V204L255 203ZM13 206H14V205H13ZM40 206H41V205H40ZM40 206H39V207H40ZM42 206H43V205H42ZM50 206H51V205H50ZM57 206H59V205H57ZM173 206H175V205H173ZM231 206H232V205H231ZM237 206H236V207H237ZM239 206H240V205H239ZM239 206H238V207H239ZM253 206H254V205H253ZM5 207H6V205H5ZM35 207H36V206H35ZM92 207H93V206H92ZM162 207H163V206H162ZM166 207H167V205H166ZM226 207H227V206H226ZM229 207H230V204H229ZM241 207H242V206H241ZM241 207H240V208H241ZM243 207H244V206H243ZM247 207H248V206H247ZM256 207H257V206H256ZM256 207H255V208H256ZM28 208H30V207H28ZM37 208H38V207H37ZM76 208H77V207H76ZM76 208H75V209H76ZM86 208H87V207H86ZM86 208H85V209H86ZM108 208H109V207H108ZM120 208H122V207H120ZM132 208H133V207H132ZM151 208H153V207H151ZM204 208H205V207H204ZM204 208H203V209H204ZM212 208H213V207H212ZM253 208H254V207H253ZM0 209H1V208H0ZM55 209H56V208H55ZM61 209H62V208H61ZM105 209H106V208H105ZM174 209H175V207H174ZM186 209H187V208H186ZM198 209H199V208H198ZM207 209H208V208H207ZM223 209H224V208H223ZM263 209H264V207H263ZM28 210H29V209H28ZM78 210H79V209H78ZM78 210H77V211H78ZM89 210H90V209H88V211H89ZM91 210H92V209H91ZM97 210H99V209H97ZM97 210H96V211H97ZM102 210H103V209H102ZM125 210H126V209H125ZM151 210H152V209H151ZM187 210H188V209H187ZM196 210H197V209H196ZM196 210H195V211H196ZM210 210H211V209H210ZM240 210H241V209H240ZM258 210H259V209H258ZM35 211H37V210L35 209ZM55 211H56V210H55ZM60 211H61V210H60ZM79 211H80V210H79ZM85 211H86V210H85ZM107 211H108V210H107ZM114 211H115V210H114ZM117 211H118V210H117ZM162 211H164V210H162ZM165 211H166V210H165ZM184 211H185V210H184ZM212 211H213V209H212ZM221 211H222V210H221ZM224 211H225V210H224ZM231 211H232V210H231ZM231 211H230V212H231ZM235 211H236V210H235ZM241 211H242V210H241ZM244 211H245V210H244ZM33 212H34V211H33ZM41 212H42V211H41ZM62 212H63V211H62ZM103 212H104V211H103ZM141 212H142V211H141ZM147 212H148V211H147ZM151 212H152V211H151ZM153 212H154V211H153ZM174 212H175V211H174ZM226 212H227V211H226ZM239 212H240V211H238V213H239ZM249 212H250V211H249ZM3 213H4V212H3ZM60 213H61V212H60ZM69 213H70V212H69ZM87 213H88V212H87ZM89 213H91V212H89ZM108 213H109V212H108ZM112 213H113V212H112ZM125 213H126V212H125ZM142 213H145V212H142ZM149 213H150V212H149ZM209 213H210V212H209ZM235 213H236V212H235ZM251 213H252V212H251ZM8 214H9V213H8ZM24 214H25V213H24ZM61 214H62V213H61ZM61 214H59V215H61ZM70 214H71V213H70ZM70 214H69V215H70ZM73 214H74V213H73ZM78 214H79V213H78ZM93 214H95V213H93ZM145 214H146V213H145ZM153 214H154V213H153ZM153 214H152V215H153ZM168 214H170V213H168ZM183 214H184V213H183ZM191 214H192V213H191ZM207 214H208V213H207ZM211 214H212V213H211ZM218 214H220V213H218ZM6 215H7V214H6ZM27 215H28V214H27ZM41 215H42V214H41ZM46 215H48V214H46ZM74 215H75V214H74ZM79 215H80V214H79ZM79 215H78V217H79ZM113 215H114V214H113ZM115 215H116V214H115ZM146 215H147V214H146ZM146 215H144V216L146 217ZM180 215H181V214H180ZM213 215H214V214H213ZM231 215H232V214H231ZM238 215H239V214H238ZM259 215H260V214H259ZM3 216H4V215H3ZM34 216H35V215H34ZM37 216H38V215H37ZM53 216H55V215H53ZM63 216H64V215H63ZM76 216H77V214L75 215V217H76ZM81 216H82V215H81ZM110 216H111V215H110ZM124 216H125V215H124ZM141 216H142V214H141ZM141 216H139L138 218H142ZM147 216H148V215H147ZM178 216H179V215H178ZM182 216H183V215H182ZM192 216H193V214H192ZM233 216H234V215H233ZM241 216H242V215H241ZM246 216H247V215H246ZM254 216H255V215H254ZM30 217H31V216H30ZM30 217H29V218H30ZM64 217H65V216H64ZM185 217H186V216H185ZM187 217H188V216H187ZM194 217H195V216H194ZM194 217H193V218H194ZM226 217H227V216H226ZM229 217H231V216H229ZM3 218H4V217H3ZM7 218H8V217H7ZM25 218H26V217H25ZM56 218H57V217H56ZM71 218H72V217H71ZM84 218H85V217H84ZM87 218H88V217H87ZM97 218H98V217H97ZM102 218H103V216H102ZM146 218H148V217H146ZM169 218H170V217H169ZM173 218H174V217H173ZM237 218H238V217H237ZM26 219H27V218H26ZM31 219H32V217H31ZM42 219H43V218H42ZM44 219H45V218H44ZM44 219H43V220H44ZM53 219H54V218H53ZM63 219H64V218H63ZM75 219H76V218H75ZM131 219H132V218H131ZM159 219H160V218H159ZM165 219H166V218H165ZM178 219H179V218H178ZM178 219H177V220H178ZM196 219H197V218H196ZM196 219H195V220H196ZM225 219H226V218H225ZM261 219H262V218H261ZM261 219H260V220H261ZM3 220H4V219H3ZM33 220H34V219H33ZM38 220H40V218H38ZM70 220H72V219H70ZM98 220H99V219H98ZM100 220H101V219H100ZM139 220H140V219H139ZM139 220H138V221H139ZM144 220H145V219H144ZM148 220H149V219H148ZM174 220H175V219H174ZM220 220H221V219H220ZM233 220H237V219H233ZM258 220H259V219H258ZM0 221H2V220H0ZM5 221H6V220H5ZM64 221H65V220H64ZM67 221H68V220H67ZM72 221H73V220H72ZM121 221H122V220H121ZM131 221H132V220H131ZM138 221H137V222H138ZM157 221H158V220H157ZM160 221H161V220H160ZM178 221H179V220H178ZM180 221H181V220H180ZM180 221H179V222H180ZM190 221H191V219H190ZM224 221H225V220H224ZM230 221H231V220H230ZM230 221H228V222H230ZM246 221H247V220H246ZM254 221H255V220H254ZM9 222H10V221H9ZM96 222H97V221H96ZM146 222H147V221H146ZM166 222H168V221H166ZM184 222H185V221H184ZM205 222H206V221H205ZM27 223H28V222H27ZM32 223L34 224V222H32ZM42 223H43V222H42ZM80 223H81V221H80ZM80 223H79V224H80ZM97 223H98V222H97ZM107 223H108V222H107ZM124 223H125V222H124ZM134 223H135V222H134ZM175 223H176V222H175ZM192 223H193V222H192ZM226 223H227V222H226ZM10 224H11V223H10ZM30 224H31V223H30ZM48 224H50V222H49ZM81 224H83V223H81ZM104 224H105V223H104ZM113 224H114V223H113ZM115 224H116V223H115ZM122 224H123V223H122ZM127 224H128V223H127ZM140 224H141V223H140ZM143 224H144V223H143ZM167 224H169V223H167ZM176 224H177V223H176ZM179 224H180V223H179ZM236 224H237V223H236ZM247 224H248V223H247ZM254 224H256V223H254ZM263 224H264V223H263ZM4 225H5V224H4ZM43 225H44V224H43ZM76 225H77V224H76ZM91 225H92V224H91ZM95 225H96V224H95ZM116 225H117V224H116ZM138 225H139V224H138ZM144 225H145V224H144ZM163 225H164V224H163ZM172 225H174V224H172ZM180 225H181V224H180ZM187 225H188V224H187ZM250 225H251V224H250ZM34 226H35V225H34ZM107 226H108V225H107ZM148 226H151V225H148ZM155 226H156V225H155ZM232 226H233V225H232ZM236 226H237V225H236ZM244 226H245V225H244ZM255 226H256V225H255ZM2 227H3V226H2ZM48 227H49V226H48ZM82 227H83V226H82ZM82 227H81V228H82ZM86 227H87V226H86ZM88 227H89V226H88ZM98 227H99V225H98ZM119 227H121V226H119ZM127 227H128V226H127ZM153 227H154V226H153ZM172 227H173V226H172ZM212 227H213V226H212ZM76 228H77V227H76ZM76 228H75V229H76ZM84 228H85V227H84ZM95 228H97V226H96ZM115 228H116V226H115ZM138 228H139V227H138ZM167 228H168V226H167ZM233 228H234V227H233ZM241 228H242V227H241ZM257 228H258V227H257ZM262 228H263V227H262ZM262 228H261V229H262ZM8 229H9V228H8ZM39 229H40V228H39ZM39 229H38V230H39ZM56 229H57V228H56ZM56 229H55V231H54L55 233H56ZM85 229H86V228H85ZM131 229H133V228H131ZM146 229H147V227H146ZM151 229H152V228H151ZM161 229H162V228H161ZM170 229H171V228H170ZM170 229H169V230H170ZM225 229H226V228H225ZM228 229H229V228H228ZM228 229H227V230H228ZM230 229H231V228H230ZM235 229H236V227H235ZM244 229H245V228H244ZM247 229H248V227H247ZM254 229H255V228H254ZM259 229H260V228H259ZM4 230H5V229H4ZM50 230H51V229H50ZM53 230H54V228H53ZM140 230H141V229H140ZM144 230H145V229H144ZM147 230H148V229H147ZM147 230H145V231H147ZM169 230H168V231H169ZM176 230H177V228H176ZM210 230H211V229H210ZM210 230H209V231H210ZM215 230H216V229H215ZM245 230H246V229H245ZM74 231H75V230H74ZM119 231H120V230H119ZM124 231H125V230H124ZM188 231H189V230H188ZM195 231H196V229H195ZM197 231H198V230H197ZM206 231H207V230H206ZM219 231H220V230H219ZM229 231H230V230H229ZM229 231H228V232H229ZM239 231H240V230H239ZM248 231H249V230H248ZM251 231H252V230H251ZM5 232H6V231H5ZM11 232H12V231H11ZM40 232H41V231H40ZM49 232H51V231H49ZM75 232H77V231H75ZM83 232H84V231H83ZM90 232H91V231H90ZM130 232H131V231H130ZM141 232H142V231H141ZM149 232H151V231H149ZM153 232H154V231H153ZM156 232H157V231H156ZM158 232H159V231H158ZM161 232H162V231H161ZM170 232H171V231H170ZM185 232H186V231H185ZM190 232H191V230H190ZM210 232H211V231H210ZM257 232H258V231H257ZM257 232H256V233H257ZM259 232H260V231H259ZM0 233H1V232H0ZM77 233H79V232H77ZM80 233H81V232H80ZM122 233H123V232H122ZM137 233H138V232H137ZM151 233H152V232H151ZM174 233H175V232H174ZM207 233H208V232H207ZM225 233H226V232H225ZM6 234H7V233H6ZM6 234L4 233L3 235H6ZM37 234H39V233H37ZM89 234H90V233H89ZM89 234H88V235H89ZM135 234H136V233H135ZM143 234H144V233H143ZM153 234H154V233H153ZM155 234H156V233H155ZM165 234H166V233H165ZM177 234H178V233H177ZM184 234H185V233H184ZM208 234H210V233H208ZM226 234H227V233H226ZM3 235H2V236H3ZM12 235H13V234H12ZM44 235H45V233H44ZM51 235H52V234H51ZM90 235H91V234H90ZM137 235H138V234H137ZM169 235H170V234H169ZM174 235H175V234H174ZM197 235H198V234H197ZM229 235H230V234H228V236H229ZM231 235H232V234H231ZM244 235H245V234H244ZM10 236H11V235H10ZM72 236H73V234H72ZM72 236H71V237H72ZM74 236H75V235H74ZM81 236L84 237V234L81 235ZM143 236H144V235H143ZM150 236H151V235H150ZM171 236H172V235H171ZM209 236H210V235H209ZM242 236H243V235H242ZM76 237H77V236H76ZM76 237H75V238H76ZM85 237H86V236H85ZM129 237H130V236H129ZM132 237H133V236H132ZM166 237H167V236H166ZM193 237H194V236H193ZM197 237H198V236H197ZM260 237H261V235H260ZM5 238H6V236L4 237V239H5ZM9 238H10V237H9ZM49 238H50V237H49ZM62 238H63V237H62ZM68 238H70V237H68ZM139 238H140V237H139ZM145 238H146V237H145ZM176 238H177V236H176ZM42 239H43V238H42ZM71 239H72V238H71ZM71 239H70V241H71ZM131 239H132V238H131ZM136 239H137V238H136ZM140 239H141V238H140ZM154 239H156V238H154ZM171 239H172V237H171ZM189 239H190V237H189ZM198 239H199V238H198ZM201 239H202V238H201ZM215 239H216V238H215ZM78 240H79V239H78ZM160 240H162V239H160ZM243 240H244V239H243ZM80 241H81V240H80ZM80 241H77V242H80ZM157 241H159V239H158ZM178 241H179V240H178ZM201 241H202V240H201ZM214 241H215V240H214ZM218 241H219V240H218ZM231 241H232V239H231ZM233 241H234V240H233ZM247 241H248V239H247ZM249 241H250V240H249ZM82 242H83V241H82ZM90 242H91V240H90ZM168 242H169V241H168ZM172 242H174V241H172ZM219 242H220V241H219ZM228 242H230V241L228 240ZM245 242H246V241H245ZM74 243H75V241H74ZM74 243H73V244H74ZM83 243H86V242H83ZM114 243H115V242H114ZM170 243H171V242H170ZM170 243H169V245H170ZM177 243H178V242H177ZM201 243H202V242H201ZM238 243H239V242H238ZM255 243H256V242H255ZM11 244H12V243H11ZM38 244H39V243H38ZM68 244H69V243H68ZM80 244H82V243H80ZM179 244H180V243H179ZM205 244H207V243H205ZM216 244H217V243H216ZM250 244H251V243H250ZM256 244H257V243H256ZM77 245H78V244H77ZM86 245H88V244H86ZM96 245H97V244H96ZM104 245H105V244H104ZM113 245H114V244H113ZM116 245H117V244H116ZM174 245H176V244H174ZM10 246H12V245H10ZM16 246H17V245H16ZM72 246H75V245H72ZM78 246H79V245H78ZM78 246H77V247H78ZM90 246H91V245H90ZM100 246H102V245H100ZM176 246H177V245H176ZM190 246H191V245H190ZM228 246H229V245H228ZM230 246H231V244H230ZM13 247H14V246H13ZM27 247H28V246H27ZM75 247H76V246H75ZM77 247H76V248H77ZM85 247H87V246H85ZM98 247H99V246H98ZM98 247H97V248H98ZM206 247H207V246H206ZM208 247H209V244H208ZM216 247H218V246H216ZM3 248H4V247H3ZM14 248H15V247H14ZM68 248H69V247H68ZM72 248H73V247H72ZM93 248H94V246H93ZM107 248H108V247H107ZM114 248H115V247H114ZM114 248H113V249H114ZM169 248H170V247H169ZM169 248H168V249H169ZM185 248H186V247H185ZM187 248H188V247H187ZM190 248H192V247H190ZM0 249H1V248H0ZM17 249H18V247H17ZM40 249H41V248H40ZM89 249H90V248H89ZM166 249H167V246H166ZM168 249H167V250H168ZM177 249H178V248H177ZM209 249H210V248H209ZM217 249H218V248H217ZM7 250H8V248H7ZM10 250H11V248H10ZM15 250H16V249H15ZM79 250H80V248H79ZM172 250H173V249H172ZM181 250H182V249H181ZM207 250H208V248H207ZM210 250H211V249H210ZM223 250H224V249H223ZM227 250H228V249H227ZM236 250H237V249H236ZM71 251H72V249H71ZM71 251L69 250V252H71ZM74 251H75V250H74ZM92 251H93V250H92ZM116 251H117V250H116ZM176 251H177V250H176ZM176 251H175V253H176ZM183 251H184V250H183ZM185 251H186V250H185ZM187 251H188V250H187ZM47 252H48V251H47ZM49 252H51V251H49ZM55 252H56V251H55ZM81 252H84V251H81ZM104 252H105V251H104ZM106 252H107V251H106ZM111 252H112V251H111ZM196 252H197V251H196ZM212 252H213V251H212ZM224 252H225V251H224ZM252 252H253V251H252ZM60 253H61V252H60ZM78 253H79V252H78ZM84 253H85V252H84ZM94 253H96V252H94ZM109 253H110V252H109ZM169 253H170V252H169ZM208 253H209V252H208ZM246 253H247V252H246ZM248 253H249V252H248ZM0 254H1V253H0ZM3 254H5V252H4ZM34 254H35V253H34ZM57 254H58V252H57ZM71 254H72V252H71ZM96 254H97V253H96ZM114 254H116V253H114ZM127 254H128V253H127ZM130 254H131V253H130ZM173 254H174V253H173ZM212 254H213V253H212ZM217 254H218V253H217ZM228 254H229V253H228ZM228 254H227V255H228ZM31 255H32V254H31ZM36 255H37V254H36ZM40 255H41V254H40ZM85 255H86V254H85ZM87 255H88V254H87ZM116 255H117V254H116ZM116 255H115V256H116ZM118 255H119V254H118ZM118 255H117V256H118ZM121 255H123V254H121ZM131 255H132V254H131ZM189 255H190V254H189ZM189 255H188V256H189ZM232 255H233V254H232ZM258 255H259V254H258ZM1 256H2V255H1ZM38 256H39V255H38ZM71 256H72V255H71ZM71 256H70V257H71ZM92 256H93V255H92ZM132 256H133V255H132ZM132 256H130V257H132ZM146 256H147V255H146ZM194 256H195V254H194ZM194 256H193V257H194ZM207 256H208V255H207ZM207 256H206V257H207ZM262 256H264V255H262ZM4 257H5V256H4ZM36 257H37V256H36ZM40 257H41V256H40ZM40 257H39V258H40ZM56 257H57V256H56ZM59 257H60V256H59ZM67 257H68V256H67ZM94 257H96V256H94ZM106 257H107V255H106ZM111 257H112V256H111ZM113 257H114V256H113ZM125 257H126V256H125ZM191 257H192V256H191ZM196 257H197V256H196ZM61 258H62V257H61ZM80 258H81V257H80ZM102 258H103V257H102ZM134 258H136V257H134ZM150 258H151V257H150ZM162 258H163V257H162ZM162 258H161V259H162ZM212 258H213V257H212ZM10 259H11V258H10ZM41 259H42V258H41ZM58 259H59V258H58ZM88 259H89V258H88ZM88 259H87V260H88ZM131 259H132V258H131ZM7 260H8V258H7ZM7 260H6V261H7ZM42 260H43V259H42ZM61 260H62V259H61ZM91 260H92V259H91ZM101 260H102V259H101ZM101 260H100V261H101ZM120 260H121V257H120ZM124 260H125V259H124ZM126 260H127V259H126ZM132 260H133V259H132ZM164 260H165V259H164ZM176 260H178V259H176ZM235 260H236V259H235ZM9 261H10V260H9ZM74 261H77V260H74ZM78 261H79V260H78ZM97 261H98V260H97ZM108 261H109V260H108ZM161 261H162V260H161ZM166 261H167V260H166ZM180 261H181V260H180ZM213 261H214V260H213ZM261 261L263 262L262 259H261ZM0 262H1V261H0ZM2 262H3V261H2ZM60 262H61V261H60ZM83 262H84V261H83ZM85 262H86V261H85ZM98 262H99V261H98ZM105 262H107V261H105ZM133 262H134V261H133ZM168 262H169V261H168ZM219 262H220V261H219ZM14 263H15V262H14ZM52 263H53V262H52ZM96 263H97V262H96ZM116 263H117V262H116ZM120 263H121V262H120ZM129 263H130V262H129ZM144 263H145V262H144ZM183 263H184V262H183ZM221 263H222V262H221ZM6 264H7V263H6ZM41 264H42V262H41ZM56 264H57V263H56ZM72 264H73V263H72ZM80 264H81V263H80ZM85 264H86V263H85ZM90 264H91V262H90ZM93 264H94V263H93ZM107 264H108V263H107ZM124 264H125V263H124ZM135 264H136V263H135ZM159 264H160V263H159ZM171 264H172V263H171ZM185 264H186V263H185ZM192 264H193V263H192ZM205 264H206V263H205ZM263 264H264V263H263Z\"/></svg>",
	"mask_w": 264,
	"mask_h": 264
}]
</instances>
